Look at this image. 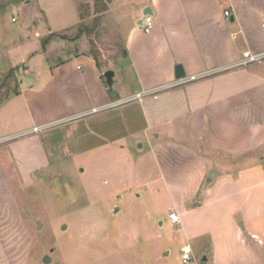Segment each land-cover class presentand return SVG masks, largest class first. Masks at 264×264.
Listing matches in <instances>:
<instances>
[{"label":"crops","instance_id":"0c3cea01","mask_svg":"<svg viewBox=\"0 0 264 264\" xmlns=\"http://www.w3.org/2000/svg\"><path fill=\"white\" fill-rule=\"evenodd\" d=\"M147 7L149 33L142 29ZM110 12L126 30L112 86L83 51L58 63L40 51L42 70L13 63L7 71L22 67L42 82L15 73L19 89L0 104V137L79 117V144L92 138L136 148L153 163L154 181L173 196L168 211L180 223L168 217V224L181 251L205 264H264V62L231 68L245 51L264 53V0H114ZM177 65L186 77H205L174 86ZM92 109L102 110L89 115ZM37 151L45 156L38 135L11 145L18 179ZM12 175L0 149V227L13 225L18 211Z\"/></svg>","mask_w":264,"mask_h":264},{"label":"rangeland","instance_id":"374dc122","mask_svg":"<svg viewBox=\"0 0 264 264\" xmlns=\"http://www.w3.org/2000/svg\"><path fill=\"white\" fill-rule=\"evenodd\" d=\"M94 3L0 0V77L6 71L0 80V86L5 82L0 104L19 89V75L25 83L38 86L42 82L21 74L22 67L15 71L19 72L16 79L4 81L13 63L45 69L40 51L50 63L83 51L97 58L104 74L112 71L123 56L126 31L115 12L109 13L108 7L91 36L75 39L81 25L93 28ZM51 36L43 50V41ZM13 106L23 109L20 103ZM78 120L54 123L39 132H32L33 127L0 137L5 164L13 171L18 210L13 221L8 220L13 225L0 227V264H201L199 256L183 262L179 235L173 236L168 224L173 196L154 181L157 174L153 163L140 156L146 154L92 138L81 145L78 132L74 133ZM37 135L45 156L37 151L33 162V154H28L31 162L21 165L27 176L21 174L18 179L13 162L17 158H12L10 147ZM46 256L50 263H45Z\"/></svg>","mask_w":264,"mask_h":264},{"label":"built area","instance_id":"2783aa9c","mask_svg":"<svg viewBox=\"0 0 264 264\" xmlns=\"http://www.w3.org/2000/svg\"><path fill=\"white\" fill-rule=\"evenodd\" d=\"M230 13L229 12H225V16L229 17ZM142 29L145 33H149L152 29V17L150 15H148L145 20L144 23L142 24ZM264 62V53L261 54H256L253 53L251 51H245L243 52L242 58L241 60H239L235 65H233L231 68H242V67H247L250 66L252 64H259ZM205 74L203 75H193V76H189V77H183L180 78L176 84L174 86H183V85H187L191 82L197 81L201 78H204ZM150 93H145V94H137L134 98L127 100L126 102H133L136 100H142L144 95H149ZM125 102V103H126ZM120 103H124V102H115L112 105H117ZM102 109H92L91 114H96L99 111H101ZM49 125H45L43 127H34L32 132H39L42 129L47 128ZM169 219L170 221L176 225L180 223V219H179V215L176 212L170 213L169 214ZM182 259L184 263H188L192 260V255H191V251L189 249H184L183 251V255H182Z\"/></svg>","mask_w":264,"mask_h":264},{"label":"trees","instance_id":"16d2710c","mask_svg":"<svg viewBox=\"0 0 264 264\" xmlns=\"http://www.w3.org/2000/svg\"><path fill=\"white\" fill-rule=\"evenodd\" d=\"M93 1L95 2L94 4H95V16H96V18L94 19L93 28L90 29L89 27H85V26L81 25L79 27L78 34L75 37V39H80V38H82L85 35L91 36L93 34V32L98 28V26L100 24V16H101V14L105 13L108 10L109 3H111L114 0H93ZM84 19H85L84 16L81 14V20H84ZM53 37L54 36H51L47 40L43 41V50H45L46 47L50 44V42H51ZM124 53L126 54L125 51H124ZM94 60H95V62L97 64V67L100 69L101 65L98 62L97 58L94 57ZM15 71H16V69L10 70L8 75L5 76L4 81L11 80L12 78H14L15 77ZM103 79H105V78L103 77ZM4 83L0 86V89L5 86Z\"/></svg>","mask_w":264,"mask_h":264},{"label":"water","instance_id":"95a60500","mask_svg":"<svg viewBox=\"0 0 264 264\" xmlns=\"http://www.w3.org/2000/svg\"><path fill=\"white\" fill-rule=\"evenodd\" d=\"M150 14H152V10H151L149 7H147V8L145 9V11L143 12V16H144V18H146V17H147L148 15H150ZM142 23H143V20L141 19V20H140V24H142ZM113 77H114V72H113V71H107V72L104 74V78H105L106 83H107V85H108L109 87L112 86ZM175 77H176L177 79H180V78L185 77V71H184V68H183L182 65H177V66L175 67ZM38 225L41 226V223H38ZM63 229H66V227L64 226ZM50 261H51V259H50L48 256H46V257H45V263H50ZM206 261H207V258L204 257V258L202 259V263H201V264H205Z\"/></svg>","mask_w":264,"mask_h":264}]
</instances>
